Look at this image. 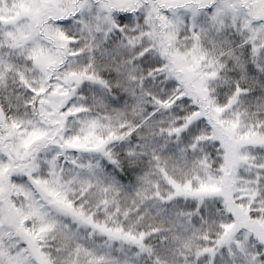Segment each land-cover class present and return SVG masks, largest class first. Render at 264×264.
Listing matches in <instances>:
<instances>
[{
    "label": "snow or ice",
    "instance_id": "6c2138e0",
    "mask_svg": "<svg viewBox=\"0 0 264 264\" xmlns=\"http://www.w3.org/2000/svg\"><path fill=\"white\" fill-rule=\"evenodd\" d=\"M0 264H264V0H0Z\"/></svg>",
    "mask_w": 264,
    "mask_h": 264
}]
</instances>
